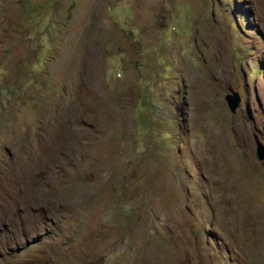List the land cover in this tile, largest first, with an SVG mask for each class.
<instances>
[{
    "label": "rangeland",
    "instance_id": "1",
    "mask_svg": "<svg viewBox=\"0 0 264 264\" xmlns=\"http://www.w3.org/2000/svg\"><path fill=\"white\" fill-rule=\"evenodd\" d=\"M256 140L264 0H0V264H264Z\"/></svg>",
    "mask_w": 264,
    "mask_h": 264
},
{
    "label": "water",
    "instance_id": "2",
    "mask_svg": "<svg viewBox=\"0 0 264 264\" xmlns=\"http://www.w3.org/2000/svg\"><path fill=\"white\" fill-rule=\"evenodd\" d=\"M230 111L234 112L239 105V96L235 91H230L224 97ZM256 154L259 160H264V146L256 140Z\"/></svg>",
    "mask_w": 264,
    "mask_h": 264
}]
</instances>
